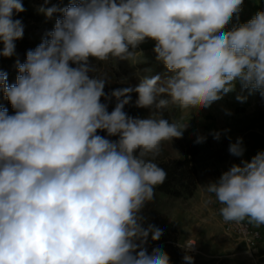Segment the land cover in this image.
Here are the masks:
<instances>
[{"label": "clouds", "instance_id": "1", "mask_svg": "<svg viewBox=\"0 0 264 264\" xmlns=\"http://www.w3.org/2000/svg\"><path fill=\"white\" fill-rule=\"evenodd\" d=\"M243 3L78 0L60 9L54 29L24 63L17 61L14 84L0 72V90L14 110L9 115L0 105V264H170L159 247L149 254V238L160 240L163 230L145 226L143 215L167 179L155 163L161 145L188 126L163 112L169 106L198 112L237 85L264 97V11L225 30ZM23 11L21 0H0L4 57L14 55V42L23 37L22 22L13 19ZM41 11L51 17L57 9ZM146 39L155 41V61L168 74H145L137 86L106 94L107 78L92 74L90 59L137 65ZM133 92L138 108L154 109L149 117L124 111ZM113 97L109 112L101 98ZM229 152L244 155L242 137ZM199 190L204 206L213 199L221 205L225 222L264 225V151ZM195 242L188 239L186 253ZM183 261L194 258L186 254Z\"/></svg>", "mask_w": 264, "mask_h": 264}, {"label": "rangeland", "instance_id": "2", "mask_svg": "<svg viewBox=\"0 0 264 264\" xmlns=\"http://www.w3.org/2000/svg\"><path fill=\"white\" fill-rule=\"evenodd\" d=\"M21 2L25 11L20 13L14 12L13 19H18L22 22L24 29L23 37L14 42L15 53L13 56H3L5 58V64L1 67L2 70L5 69L8 72L7 81L9 85L16 82L18 75L17 61L21 64L24 63L27 51L34 50L41 43L42 39L46 37V33L54 29L55 21L62 18L63 14L60 9L66 8L70 4L78 2V0H21ZM51 7L57 9L51 17H48L44 11H41V9L46 10ZM150 40L146 39L138 46L137 51L142 52V54L137 53L139 60L137 65H132L128 61H115L113 59H109L108 61H95L94 59H90V63L96 68V71L92 74L107 78L105 92L110 94L112 91L111 85L118 86L119 88L128 86L135 87L138 85L141 76L145 74H160L162 77L168 74L163 64H157L155 63L156 61H149V59H153L151 51L146 50ZM2 49L3 43L0 42V50ZM145 69H151V72L146 73L144 71ZM241 92L247 99L243 102L237 100L235 103L236 110L239 111V109L246 108L257 110L260 120L264 121V97L260 95L259 91L251 92V94L248 90ZM0 105L6 109L11 105L4 97L2 90H0ZM152 112L153 110L146 109L140 111L137 115L127 114L134 118H147ZM204 118L207 119L208 115L204 116ZM171 122L179 123L173 118L172 114ZM183 134L189 139L186 132H183ZM183 154L184 144L178 143L173 139L161 145L160 155L156 158L155 162H160L168 158H181ZM202 160V157H195L196 170L197 165ZM155 195L156 207L167 216L169 225L177 228L176 223H181L186 220V216L182 212L185 207H188V204L185 203L188 197L175 198L158 191H155ZM202 232L200 235H204L205 231ZM210 237H203V241H200L199 251L194 254L196 258L195 264H217V262L219 264H264V246H260L259 244L258 249L256 248L251 257L247 253H244L246 252V247L242 243H238L234 238L228 237L222 229L220 231L215 230ZM183 243L182 240H178V246Z\"/></svg>", "mask_w": 264, "mask_h": 264}, {"label": "crops", "instance_id": "3", "mask_svg": "<svg viewBox=\"0 0 264 264\" xmlns=\"http://www.w3.org/2000/svg\"><path fill=\"white\" fill-rule=\"evenodd\" d=\"M258 2L259 0H244L242 10L230 23L236 21L239 26L248 22L258 13ZM230 23L225 29L226 31L229 29ZM148 43L146 50L151 51L153 56V59H148L149 61H155L153 52L155 41L150 40ZM238 89H240L239 85L221 100L198 112L181 110L175 106H169L168 108L173 118L179 123L188 122L184 132H186L189 139L194 138L197 140L198 137H206L204 142L198 143L199 153L197 158L202 157L203 160L197 165L196 189L187 198L185 203L188 204V207H185L182 212L186 216V220L176 223L179 240L183 242L192 237L200 246L203 237H210L215 230H221L212 208L209 205L204 206V198L201 195L199 186L218 179L226 171V168L230 169L233 164H239L241 160L250 161L259 151H264V121L260 120L257 110L250 108L236 110V97L237 95H243L241 90L238 91ZM207 115L208 118L205 119L204 116ZM215 132L221 134L219 140L213 138ZM241 137L243 138L245 152L242 157H235L230 154L229 145ZM258 227L262 232V238L258 245L264 246V225ZM201 231H205L204 235H200ZM238 243L241 242L238 241Z\"/></svg>", "mask_w": 264, "mask_h": 264}, {"label": "trees", "instance_id": "4", "mask_svg": "<svg viewBox=\"0 0 264 264\" xmlns=\"http://www.w3.org/2000/svg\"><path fill=\"white\" fill-rule=\"evenodd\" d=\"M5 64V58L0 55V72L7 73L5 69L1 67ZM118 86L111 85L112 91L118 89ZM111 91V92H112ZM110 92V93H111ZM108 94V92H105ZM138 98L137 93H131V102L125 105L124 111L128 114L137 115L140 111L150 108H138L135 101ZM102 103H107L108 111L111 112L116 100L113 97L110 101L101 98ZM9 115L14 114V110L11 105L7 108ZM154 111V109H151ZM164 118L171 122V113L169 109L164 110ZM101 136H107L106 132L98 131ZM112 140L118 139V137H110ZM178 143L184 144V154L181 158H168L166 160L155 162L160 167L164 168L167 172V179L162 185L156 187L155 191L161 192L165 195H169L175 198L190 197L197 186V170L195 167V157L199 153V146L196 143V139H187L185 135L181 138H174ZM143 215L146 217L145 226L148 223L153 224L163 230V235L158 241H152L149 238L145 245L149 254L154 248H161L170 257V264H184L183 257L187 254L194 258L193 264L196 263L195 255L186 251H183L178 246L179 232L175 226H171L168 223L167 216L159 211L156 207V195L152 202L145 206L143 209Z\"/></svg>", "mask_w": 264, "mask_h": 264}, {"label": "built area", "instance_id": "5", "mask_svg": "<svg viewBox=\"0 0 264 264\" xmlns=\"http://www.w3.org/2000/svg\"><path fill=\"white\" fill-rule=\"evenodd\" d=\"M258 8L259 11H264V0H259L258 2ZM233 26H237L238 24L236 21H233L229 25L230 30ZM229 170L226 168V171ZM216 180V179H214ZM212 180V181H214ZM209 206L212 208L214 215L216 216L222 231L229 236H232L236 238L238 241H240L245 247H246V252L249 256H253V253L255 252L258 243L260 242L262 238V232L261 229L256 226L253 223H249L248 220L241 221L239 223L236 222H225L223 218L219 214V208L221 205L213 199V203L209 204ZM188 241L185 240L184 243L180 246V249L185 251L184 245ZM199 251V245L197 242L193 245V248L191 251H188L189 253L196 254ZM219 264V262H217ZM226 264V263H223Z\"/></svg>", "mask_w": 264, "mask_h": 264}, {"label": "bare ground", "instance_id": "6", "mask_svg": "<svg viewBox=\"0 0 264 264\" xmlns=\"http://www.w3.org/2000/svg\"><path fill=\"white\" fill-rule=\"evenodd\" d=\"M245 253H247V252H245Z\"/></svg>", "mask_w": 264, "mask_h": 264}]
</instances>
